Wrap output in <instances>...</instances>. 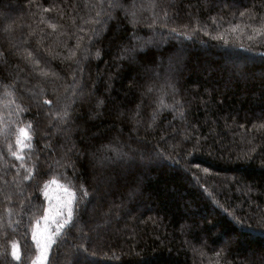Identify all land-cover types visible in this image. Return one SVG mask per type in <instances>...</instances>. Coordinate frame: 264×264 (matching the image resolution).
<instances>
[{
	"label": "trees",
	"instance_id": "1",
	"mask_svg": "<svg viewBox=\"0 0 264 264\" xmlns=\"http://www.w3.org/2000/svg\"><path fill=\"white\" fill-rule=\"evenodd\" d=\"M53 179L48 264H264V0H0V264Z\"/></svg>",
	"mask_w": 264,
	"mask_h": 264
},
{
	"label": "snow or ice",
	"instance_id": "2",
	"mask_svg": "<svg viewBox=\"0 0 264 264\" xmlns=\"http://www.w3.org/2000/svg\"><path fill=\"white\" fill-rule=\"evenodd\" d=\"M47 103L50 104L51 101H47ZM31 138L32 137L27 130L20 129L16 143L21 149H23L29 146L26 144V141ZM12 155L18 160L24 159L23 156L18 155L16 152H13ZM28 178L30 177H25V179ZM50 183L56 185L57 190L62 191L64 195L63 197H53L49 194V185L46 184L44 186L43 194L48 201V207L45 210V214L36 221L35 228L32 232V239L35 242L38 251V255L33 264H48L51 248L57 243V236L66 226H75L73 223V215L74 204L77 202L76 193L63 187L55 179L50 181ZM81 191L83 196L86 197L89 195L87 189H81ZM53 200H55V204H53ZM41 220L43 221V224H41ZM11 256L16 261L21 260L22 255L18 244L14 243L12 245Z\"/></svg>",
	"mask_w": 264,
	"mask_h": 264
},
{
	"label": "rangeland",
	"instance_id": "3",
	"mask_svg": "<svg viewBox=\"0 0 264 264\" xmlns=\"http://www.w3.org/2000/svg\"><path fill=\"white\" fill-rule=\"evenodd\" d=\"M55 188H52V189H50L51 191H53Z\"/></svg>",
	"mask_w": 264,
	"mask_h": 264
}]
</instances>
